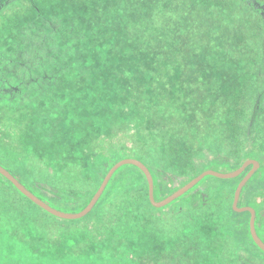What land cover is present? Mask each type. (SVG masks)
Returning <instances> with one entry per match:
<instances>
[{"label": "rangeland", "instance_id": "obj_1", "mask_svg": "<svg viewBox=\"0 0 264 264\" xmlns=\"http://www.w3.org/2000/svg\"><path fill=\"white\" fill-rule=\"evenodd\" d=\"M235 4V0L224 4L219 0H0V164L25 187L31 188L33 182L48 189L58 186L65 196L74 189L86 194L99 184L100 177L85 181L84 167L91 155L100 152L107 159H138L151 169L170 165L182 174L209 164L210 156L201 157L208 151L230 159L208 168L223 173L235 170L241 158L264 162V153L257 150L258 146L264 151V57L256 54L254 30L246 33L250 21L236 17L249 14ZM239 47L247 54L242 51L235 59L232 55ZM142 48L154 55L143 54ZM226 59L230 65L224 63ZM235 60L240 66L230 69ZM178 78L183 89L175 90ZM249 78L253 84L247 83ZM182 90L189 101L180 95ZM232 92L244 109L240 117ZM163 94L172 98L169 104L177 96L181 115L195 118L203 112V120L183 128L173 121L163 126L174 115L152 117L168 111L161 109L166 104L159 99ZM255 106L262 114L259 141L254 136L256 125L251 126ZM136 107L152 109L151 116L139 117ZM186 127L198 132L200 141L189 145L184 135L176 147L170 145L171 136ZM130 136L135 140L128 146ZM199 143L202 153L195 152ZM65 147L75 157L71 167L60 166ZM49 166L67 173H49ZM252 177L254 190L264 182V166ZM229 184L222 180L217 187ZM233 198L211 203L210 214L203 207L199 215L204 216H195L194 223L178 222L179 229L168 230V238L149 225L153 214L144 217L142 230L134 232L136 238H127L87 224L94 221L92 215L61 228L65 225L46 223L44 217L57 219L41 211L39 218L22 219V239L16 238L36 264H72V255L93 263L110 255L131 256L144 264L161 260L225 264L231 246L224 245L227 233L222 223L230 217L243 228L248 220L247 211L234 208ZM247 201L241 197L238 207L250 206ZM41 224L46 230L40 229ZM256 229L264 241L260 214ZM238 237L243 240L244 234L239 232ZM242 249L238 261L231 259L229 264H264V255L249 241ZM258 253L261 263L255 260Z\"/></svg>", "mask_w": 264, "mask_h": 264}, {"label": "trees", "instance_id": "obj_2", "mask_svg": "<svg viewBox=\"0 0 264 264\" xmlns=\"http://www.w3.org/2000/svg\"><path fill=\"white\" fill-rule=\"evenodd\" d=\"M219 1L220 2L222 1V3L224 4L225 2H231L232 0H219ZM235 1L238 3L234 5L237 6V9L241 10L244 8L246 10L245 13L249 14V15H244L242 13H239L236 17L242 16L250 21L249 24L250 26L247 29L246 33L249 35L254 30L253 33L256 34L257 36V45L255 47L256 49L255 51L256 54L263 59L264 0H235ZM224 8H228V7H224ZM223 18L227 20L228 16L223 15ZM224 33H229V35L232 34V32L230 31ZM140 49H135V51ZM128 50H130V48H128ZM242 51L243 53H246L244 50H241V47H239V49L232 56L235 59H237L238 58L237 56H239V54H241ZM141 52L143 54H146L148 52L149 54H151V56L154 55V52L152 50H149V48H142ZM224 63L230 65L227 59L224 61ZM231 66L232 68H230L229 66L228 67L230 69L239 67L240 62L237 63V60H235L234 62L231 63ZM260 77L262 76H259L257 78ZM247 83L253 84L252 78H249V81ZM175 85H176L174 87L175 90H179L181 87L183 89L182 80L180 78H178V80H175ZM176 92L177 91H175L174 93ZM232 94H233V98L235 97V99H233L232 101V104H234V106L237 107L238 109L237 116L240 117V114L242 115L244 109L241 108V101L239 98H237L236 93L232 92ZM180 95H182V97L186 101H189L188 96L184 94V90L180 92ZM224 96L227 97L228 95H224ZM155 97L156 96H154V98ZM159 99L162 102L166 103L163 106H161V109L165 111L166 108H168L169 112L166 111L164 113H156L155 115L154 113H152L153 118L157 119L159 115L164 116L172 112L174 113L173 116L170 114L171 119L167 122H164L163 126L169 125L174 122L175 124L179 125L178 128L180 127L183 128V125L187 126L188 124H192L193 122L195 124H198L200 120H203V115H204L203 112L197 113V116L195 118H190L187 113L181 115L179 113V110L180 107L182 106L180 105L181 102L179 101L177 96L173 97V100L170 104L168 103V101L172 98L171 97L168 98L167 94L159 95ZM255 99L256 98H254V100ZM256 103L257 100L255 104ZM141 108L142 107L140 108L136 107L137 109L136 114L139 117L151 116L150 112L152 109L140 110ZM154 109L157 110L158 107L155 106ZM251 109L253 110L251 114V118L253 120L251 126L256 125L258 132L254 136H256V140L259 141V136L262 133L261 132L262 127L260 126L262 114L260 115L259 108L257 106ZM138 116L136 117L138 118ZM165 130L166 128L164 130L160 129L159 132L160 136H162V134L166 132ZM148 132L150 133V130ZM146 134L147 131H145L144 135ZM184 135H186L187 137L186 142L189 145L192 143L193 145H195L200 141L198 132H195L194 130L192 132V129L186 127L171 136L170 145L173 143L174 146L176 147V145H178L179 141H181L180 139ZM145 139H147V137ZM134 140H135L134 137L130 136V140L128 141V146L131 145V143ZM149 141L153 143L157 142L153 138L149 139ZM155 144L156 146H158L159 143L157 142ZM201 148L202 147L199 143V146L195 152L202 151ZM181 150H185V149H181ZM257 150L258 152L264 153L263 150L258 149V146H257ZM60 156L62 158L60 160L62 162V164H60L61 167L65 165H70L69 167L73 166L74 163L73 160L75 159V157L67 153L66 147L63 149ZM208 156L211 157L210 159H208L209 164L201 163L200 165L196 166L197 168L195 169L194 173L182 174L177 170L171 169L170 165L163 166L162 168L153 167V169H151L147 165L154 179L155 198L157 200L164 199L174 191L181 188L191 179L202 173L204 170L210 168V166L213 163H217L221 161L224 162L230 161L229 158H222L218 156V153L214 151H208L206 155H202L201 157H203L204 159ZM246 157L248 156L245 155V158ZM243 160L244 158L240 159L235 169H237L239 166L242 165V162H244ZM116 162H118L116 157H111L107 159L106 155L103 154V152L95 153L91 155L87 166L84 167L86 171L84 173V177L86 178L85 181H90L97 177H100L101 180L94 189L88 190L86 194H83L81 190L77 191V189H74L71 191H66L65 196H67L68 198L65 199L63 198L65 196L61 195V193L58 191V186H56L55 189H48L46 185L38 182L31 183L32 189L29 187L26 188H28L39 199H41L42 201H44L45 203H47L48 205H50L51 207L57 210H60L62 212H68L67 209H71V210H75L76 212H79L82 209H84L87 206V204L90 202L91 198L93 197V195L101 185L102 181L104 180L106 174ZM259 162L261 166L256 170V173L258 171H261V168L264 166L263 161H259ZM67 167H65L64 169H66ZM251 167L252 165H249V167H247L238 177L232 179H221L214 176H205L197 185H195L192 189H190L188 192H186L184 195L180 196L173 202L163 207H155L150 202L149 185L142 170L134 164L122 165L114 172L104 192L97 201L96 205L89 212V214H87V215H92V217H95L94 221L92 223H88V222L86 223L89 225L103 226L105 227V230L111 231L112 233H122V235L127 236V238L130 237L136 238L134 232L142 230V223L145 222L144 217L153 214L154 222L151 221L149 225L151 226V228H155L159 232V234H162L166 238H168V236H166L168 235L169 232L168 230H174V233H176V230L179 229L176 228L178 222L187 221V223H194V221L196 220L195 216L198 218L204 216L203 213L199 215L201 213L200 210H202L203 207L207 210L206 214H210L211 207H209V205L211 203L216 202L217 200L222 198L230 199L231 197H234V193L239 182L249 172ZM80 169H82V166ZM47 171L49 173L55 171L56 174H61L62 172L67 173L66 171L61 172L60 170L54 169L53 166H49ZM85 174H87V176H85ZM138 176L141 177V180H138ZM0 177L3 179L2 180L0 178V214H1L0 215V264H30V262H34V264H36L34 257L30 253H26L24 243L22 241H18V238H16L19 237L22 239V236L20 235L23 230L22 219L28 216L32 218H39L41 216V212H44L57 219V221H54L48 217H44L47 219L45 220V222L46 221L54 222L62 226L63 224L65 225L73 220L62 219L50 214L49 212L38 206L36 203H34L27 196L22 194L12 184V182L6 179L2 174H0ZM216 179H218L220 182L222 180L225 181L229 180L230 184L228 185V187H224V186L217 187L219 181ZM252 180L253 177H251L248 180V182L244 185L241 191L239 202L241 200V197H244L246 200H248L247 204L252 206L256 210V220H257V216L260 214L261 226L264 227V182H261V185L254 187L253 190L250 185ZM218 191H220V193ZM228 195L230 196L228 197ZM247 214H248L247 224L245 223V226L243 228L236 227L230 217H227L226 222L222 223L223 230L227 233L226 237L224 235V239H223L224 245L230 244L231 246L230 253L224 255L225 264H229L230 262H232L231 259H234V262L238 261L237 255L242 254V251L240 250H243L242 248L243 245L245 246L246 240L249 241L251 244H253L264 255V252L255 244V242L251 237L250 229H249L250 212L247 211ZM150 219L152 218L150 217ZM43 228L44 227L41 224L40 229ZM61 228H68V227L67 225H65ZM43 230H46V228ZM186 232L192 234V231L190 232L186 231ZM239 232L244 234L243 240L239 239L238 237ZM47 234H45V237L47 236ZM75 257L73 255L70 257L72 259V264H144V262L140 260L138 261L132 260L133 258H131V256L129 257L115 256L111 258L110 255L108 256L104 255L103 256L104 259L98 260V262L95 263H93L94 261L86 262L83 259L80 260V258H75ZM260 257H262L261 254H259V256L255 258V260H257L256 262L261 263V260H263V258ZM154 264H168V263L167 260H161V262L157 261L154 262Z\"/></svg>", "mask_w": 264, "mask_h": 264}, {"label": "water", "instance_id": "obj_3", "mask_svg": "<svg viewBox=\"0 0 264 264\" xmlns=\"http://www.w3.org/2000/svg\"><path fill=\"white\" fill-rule=\"evenodd\" d=\"M125 164H134L137 167H139L142 172L144 173L148 185H149V199L150 202L153 206L155 207H163L168 205L169 203L173 202L180 196L184 195L186 192H188L190 189H192L195 185H197L205 176H214L217 178L221 179H232L238 177L249 165H252L251 169L249 172L242 178V180L239 182L235 193H234V198H233V206L235 209L238 211H249L250 212V221H249V229H250V234L255 242V244L264 252V241L263 239L259 236L257 229H256V210L252 206H245V207H238V202L240 199L241 191L244 187V185L248 182V180L252 177V175L256 172V170L260 166V162L257 160H247L245 161L241 166H239L237 169L223 173V172H218L215 170L207 169L204 170L202 173L191 179L189 182H187L185 185H183L181 188L178 190L174 191L167 197H165L162 200H157L155 198L154 194V179L151 174L150 169L148 166L142 162L141 160L134 159V158H124L118 162H116L111 169L108 171L106 174L104 180L102 181L101 185L99 186L98 190L95 192L93 197L91 198L90 202L87 204V206L82 209L81 211L77 213H66L62 212L60 210H57L41 199H39L35 194H33L28 188H26L8 169L3 167L0 164V174H2L6 179H8L12 184L25 196H27L29 199H31L34 203H36L38 206L49 212L50 214L62 218V219H68V220H75V219H80L87 214L93 209V207L96 205L97 201L101 197L102 193L104 192L110 178L114 174V172L121 167L122 165Z\"/></svg>", "mask_w": 264, "mask_h": 264}]
</instances>
